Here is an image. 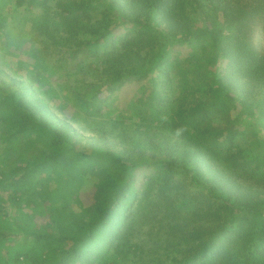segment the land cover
I'll return each instance as SVG.
<instances>
[{"label":"trees","instance_id":"1","mask_svg":"<svg viewBox=\"0 0 264 264\" xmlns=\"http://www.w3.org/2000/svg\"><path fill=\"white\" fill-rule=\"evenodd\" d=\"M263 29L264 0H0V56L21 76L0 64V152L19 141L0 155V264H114L155 187L197 203L174 264H264V153L239 161L236 143L251 125L264 144ZM129 84L130 125L100 110Z\"/></svg>","mask_w":264,"mask_h":264},{"label":"rangeland","instance_id":"2","mask_svg":"<svg viewBox=\"0 0 264 264\" xmlns=\"http://www.w3.org/2000/svg\"><path fill=\"white\" fill-rule=\"evenodd\" d=\"M51 4H53V2ZM30 11V13L28 12L29 17H32V15L36 16L41 13L42 7L35 6L32 7ZM1 37H4L3 34L1 35ZM26 41H28V37L26 38ZM253 43L255 47L264 54V33L261 30H257L254 33ZM189 51L190 49L186 47L181 48V54L183 56L187 55ZM54 52L56 53V50H54ZM64 52L66 55H68L69 53L68 51H66V49L64 50ZM66 55H63L62 58H66ZM24 59L27 61V63L33 62V59L28 58V56ZM15 60V57L4 59L2 56H0V64L2 65V68L7 73L21 78V76H19L20 74L18 75L17 72L13 71L15 67ZM79 60L80 59H76V61L68 60V66L72 67L73 64L75 65ZM62 63L64 64V62ZM76 78L80 79L79 81L90 80L85 79V75H77ZM71 84L74 86L82 87V91L84 90L83 85H85V83H83V85H80L77 82H72ZM140 88L141 87L139 85L129 84L123 86L120 91L109 95V97L107 95L106 106L100 108L101 113L105 114L110 112L111 109H114L116 111L115 114H123V117L126 118L125 123L129 125L133 124L137 121V118L132 115V110L129 106L132 105L135 98L140 95ZM148 89L149 86L145 85V87L142 89L143 92L141 93L145 95L148 92ZM92 110L93 107L91 108V111ZM84 111L88 112L90 111V109L80 111L79 115H75V117L71 118L72 121L70 122L72 127L75 129L78 137L82 138V140L92 137L97 133L96 125L90 121L91 119H93V116L89 120V117ZM67 112L68 116H70L72 115L74 110L68 109ZM95 119H97L96 122H104V119H101L99 117H95ZM245 122H248L247 119L245 120ZM246 127V131L243 133L244 136H241L239 140H236V143L240 150V155L237 154L239 157V161H243L242 157L245 161H248L251 154L264 153V144L259 143L258 140L260 137H255L256 139L252 140L253 138L250 137L249 133L252 126L247 125ZM247 133L248 135L246 136ZM18 148L19 141L12 140L8 143V145L5 146V148H3L4 150L0 152V155L8 154L12 156L18 150ZM214 165H216V163ZM235 176L238 180H240V182L246 183V179L243 178L244 174L240 168L235 172ZM91 185L92 180H90L88 177H84L80 189V194L78 195L77 199H83L86 196V193L89 192ZM161 195L159 196L157 187H155L154 191H152L151 193V198L144 205L143 213L142 211L139 212V216H142L145 212V215H147L148 218L146 220H143V216L142 218H138L140 220L135 224L134 232L132 236L129 237V243L132 245L130 247V252L124 254L122 258H114V264H174V262H172V249L176 248L174 244L178 247L177 240L181 238L182 233L189 230L192 226L195 225L196 218H193L190 213L196 211L195 206H197V203H195L194 205H189L190 203L184 202L182 199H180L177 193L172 189L171 191L164 193L162 196ZM170 203H172L174 208L168 207ZM13 212L14 211L9 208L10 219H13L14 217ZM164 216L168 217L167 221L164 220ZM1 220L2 217H0V222ZM37 220L46 223L47 218H43L40 220L36 218L35 221ZM172 227L175 228L172 229ZM159 228L161 229V232H158ZM15 236L17 235H14V237ZM14 237L13 239H15ZM16 238L18 239L20 237ZM164 247L169 248L171 251L165 250ZM1 252L2 251L0 250V256H2ZM108 262L110 263V260Z\"/></svg>","mask_w":264,"mask_h":264},{"label":"clouds","instance_id":"3","mask_svg":"<svg viewBox=\"0 0 264 264\" xmlns=\"http://www.w3.org/2000/svg\"><path fill=\"white\" fill-rule=\"evenodd\" d=\"M184 131H186V129H184V128H178L177 130H176V135L177 136H179V135H181Z\"/></svg>","mask_w":264,"mask_h":264}]
</instances>
